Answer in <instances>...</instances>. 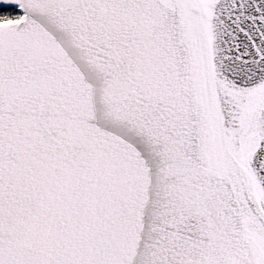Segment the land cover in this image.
Wrapping results in <instances>:
<instances>
[{
  "label": "snow or ice",
  "instance_id": "obj_1",
  "mask_svg": "<svg viewBox=\"0 0 264 264\" xmlns=\"http://www.w3.org/2000/svg\"><path fill=\"white\" fill-rule=\"evenodd\" d=\"M0 264H264V0H0Z\"/></svg>",
  "mask_w": 264,
  "mask_h": 264
}]
</instances>
